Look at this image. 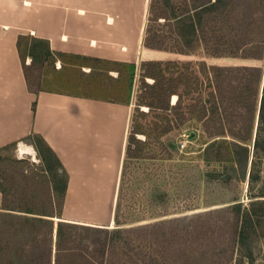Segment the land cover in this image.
Returning a JSON list of instances; mask_svg holds the SVG:
<instances>
[{
    "label": "rangeland",
    "instance_id": "1",
    "mask_svg": "<svg viewBox=\"0 0 264 264\" xmlns=\"http://www.w3.org/2000/svg\"><path fill=\"white\" fill-rule=\"evenodd\" d=\"M233 2L236 7L234 30L225 31V37L218 43L223 46L232 43L238 47L234 50L237 53L245 49L259 50L260 58L210 53L207 47L212 42L203 41L200 34V30L207 29L209 24L198 3H190L194 32L187 47L176 44V40L181 41L180 37L168 40L171 46L165 49L145 47L141 33L133 46L136 54L126 62L52 51L46 40L30 35L19 40V54L31 89L71 92L127 104V134L132 138H129L118 178V182L121 180L120 223L124 226L132 220L141 222L199 212L194 216L196 239L184 246L186 250L196 246L202 248L207 259L198 264H237L238 254L246 247L251 250L254 264H264V110L260 119L255 114L245 139L230 135L228 130L223 134H208L195 114L176 128L172 112L147 110L140 102L139 96L144 89L140 65L149 60L170 63L175 65L174 71L191 76V83L196 81V85H202L209 66H257L262 73L258 89L260 97L264 93V0ZM145 4L137 15L141 21L146 16ZM243 9H246L245 16ZM174 45L176 47L171 48ZM31 59L32 64L28 66ZM151 80L144 79L146 82ZM169 100L172 102L174 96L171 95ZM166 115L171 120L168 125L163 120ZM23 141L32 144L35 158L27 153L18 154L15 144L0 148V186L6 188L10 178L13 203L24 196L36 209L47 212L54 208V203L48 202V196L56 202L64 172L41 139L30 136ZM235 201H240L251 215L243 245L233 241L230 232L233 219L227 204ZM77 205L84 211L87 204L80 200ZM112 215L111 209L102 220L107 222ZM96 217L81 214L75 215V220ZM183 222L186 224L187 220ZM120 246L116 245L115 250L122 248ZM118 256L124 258L121 253Z\"/></svg>",
    "mask_w": 264,
    "mask_h": 264
},
{
    "label": "trees",
    "instance_id": "2",
    "mask_svg": "<svg viewBox=\"0 0 264 264\" xmlns=\"http://www.w3.org/2000/svg\"><path fill=\"white\" fill-rule=\"evenodd\" d=\"M190 3H198L197 6H202V12L206 14L209 26L199 30L203 41L212 42L207 47L210 53L243 58L261 57L259 50L251 52L252 49H245L237 53L234 50L238 47L232 43H226L225 46L218 43L221 37H225V31L234 30L236 13L234 15L233 11L236 7L233 0H147L142 45L165 49L171 46L168 40L174 41L176 37H180L181 41L176 40V44L187 47L194 32ZM244 12L246 9L242 11L245 16ZM180 29L182 31L179 32ZM22 37L23 35L17 37L18 47ZM174 47L176 45L171 48ZM31 64L32 59L28 66ZM129 65L134 66V63ZM173 66L175 65L155 60L141 63V83L144 89L139 97L147 110L172 112L176 128L195 114L208 134H223L228 130L234 137L247 138L255 114L258 119L263 116L264 93L258 96L261 68L252 65L209 66L202 85H196L194 80L195 83H191V76L174 71ZM22 67L27 89L36 93L39 89H31L23 64ZM145 77L152 79L151 82L144 81ZM262 80L264 84V74ZM171 95L174 96L172 102L169 100ZM31 108L34 110V102ZM163 120L167 125L171 121L167 115ZM30 136H37L43 142L37 133H31L27 138ZM129 138L132 136L127 134L124 155ZM167 143L173 144L172 141ZM12 186L10 178L6 188L0 186V264H116L120 260L119 264H198L207 259L202 248L196 246L186 250L184 247L189 241L196 239L194 216L199 212L180 213L141 222L132 220L122 226L118 216L120 179L115 195L113 225L63 219L60 210L66 178H63L56 202L48 196V202L54 203V208L47 212L36 209L24 196L18 198L16 204L13 203L14 194L10 191ZM227 208L233 219L230 229L233 241L243 245V239L251 225V215L244 210L240 201L227 204ZM184 219L187 220L186 224ZM118 244L122 248L115 250ZM118 253L122 257L124 255V258H120ZM244 257L245 260L242 261ZM237 264H254L248 247L238 254Z\"/></svg>",
    "mask_w": 264,
    "mask_h": 264
},
{
    "label": "crops",
    "instance_id": "3",
    "mask_svg": "<svg viewBox=\"0 0 264 264\" xmlns=\"http://www.w3.org/2000/svg\"><path fill=\"white\" fill-rule=\"evenodd\" d=\"M144 2L0 0V148L19 143L33 148L23 140L31 133L41 136L66 178L63 219L112 224L111 216L107 222L102 216L114 209L128 106L71 92L29 91L17 37L46 40L60 53L126 62L137 52L133 46L144 25L137 15ZM80 200L86 201L84 211L77 207ZM81 214L98 217L75 220Z\"/></svg>",
    "mask_w": 264,
    "mask_h": 264
},
{
    "label": "bare ground",
    "instance_id": "4",
    "mask_svg": "<svg viewBox=\"0 0 264 264\" xmlns=\"http://www.w3.org/2000/svg\"><path fill=\"white\" fill-rule=\"evenodd\" d=\"M17 153L18 154L27 153L30 154L33 158H35V151L33 150V148L23 143H19L17 147Z\"/></svg>",
    "mask_w": 264,
    "mask_h": 264
}]
</instances>
